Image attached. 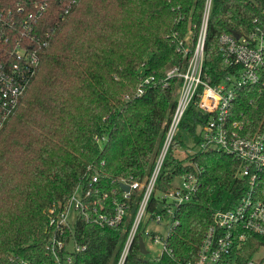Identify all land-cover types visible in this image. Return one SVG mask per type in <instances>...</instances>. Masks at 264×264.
<instances>
[{"label":"trees","instance_id":"16d2710c","mask_svg":"<svg viewBox=\"0 0 264 264\" xmlns=\"http://www.w3.org/2000/svg\"><path fill=\"white\" fill-rule=\"evenodd\" d=\"M204 2L80 0L62 20L63 2L52 1L46 25L55 30L52 41L17 113L0 135V264H12L13 255L31 264H56L46 250L53 205L63 209L77 185L92 175L108 190L122 191L120 180L142 181L152 172L180 85L178 77L166 80V72L186 66L190 54L183 56L179 41L190 31L191 21L200 23ZM263 7L264 0H214L204 60V78L211 84H219L239 67L222 65L220 33L251 31L256 18L264 20ZM197 32L195 28L191 33L193 43ZM148 76L153 79L138 95ZM232 112L233 118H250L244 134L258 132L264 124L261 87H240ZM202 121L192 105L150 200L152 216L159 211L158 195L172 187L176 175L197 179L194 198L178 209L173 221L171 251L146 257L138 234L125 264H177L194 258L213 211L225 202L234 203L247 190L248 179L239 175L240 160L232 155L214 151L183 160L173 156L175 148L196 139ZM141 197L142 191L132 192L130 212L119 226L100 227L78 219L76 241L87 247L76 264L117 263ZM247 240L241 263L263 241L256 234Z\"/></svg>","mask_w":264,"mask_h":264},{"label":"built area","instance_id":"2783aa9c","mask_svg":"<svg viewBox=\"0 0 264 264\" xmlns=\"http://www.w3.org/2000/svg\"><path fill=\"white\" fill-rule=\"evenodd\" d=\"M52 1L0 0V135L17 113L39 72L44 51L52 41L55 30L46 26ZM61 1L64 7L60 17L64 20L80 0ZM213 6L214 0H205L200 23L191 21L190 31L184 40L179 41L178 48L183 56L190 54L186 66L176 65L166 72V80L178 77L180 85L176 106L152 172L142 181L133 178L120 180L119 183L129 185V191L123 188L122 191L108 190L100 183L98 175H92L87 182L77 185L63 209L56 205L49 209L51 232L46 250L56 264H76L77 255L86 249L87 245L80 244L75 237V224L79 218L100 227L119 226L129 214L132 192L137 190L142 191V197L116 264H125L138 234L142 238L146 235L151 242H160L161 254L171 251L168 237L174 228L173 221L178 209L194 198L197 179L192 175H176L172 187L158 195L159 211L151 216L148 209L165 159L192 105L198 107L203 121L196 128V139L189 138L187 145L175 148L173 156L183 160L199 152L214 151L232 155L240 160L239 175L248 179V188L234 203L225 202L213 211V220L195 257L179 259L177 264H264V124L258 132L244 134V130L250 127V118L232 117V104L240 87L258 84L264 92V20L256 18L254 28L239 33V37L235 33H220L222 65L239 67L214 85L204 78L205 46ZM262 16L264 18V7ZM195 28L198 32L193 43L191 33ZM151 79L152 76L144 78L138 95L145 93V85ZM175 179L182 181L176 184ZM164 221L168 223V231L160 240L159 234L148 225ZM250 234L260 236L263 241L252 256L241 263L242 249ZM145 247L148 250L146 244ZM11 263L31 264L20 255H13Z\"/></svg>","mask_w":264,"mask_h":264},{"label":"rangeland","instance_id":"374dc122","mask_svg":"<svg viewBox=\"0 0 264 264\" xmlns=\"http://www.w3.org/2000/svg\"><path fill=\"white\" fill-rule=\"evenodd\" d=\"M180 157H183V154ZM181 181H182L181 179H175L176 184H180ZM148 227L156 231L159 234L160 240H162V238H165L167 235V231H168L167 221L161 222V224H156L153 222V223H150ZM143 238H144L143 241L147 245L148 251H149V253L146 254V257L148 258L158 257L162 252V244L160 242L158 243L151 242L150 239H148L146 235H144Z\"/></svg>","mask_w":264,"mask_h":264},{"label":"water","instance_id":"95a60500","mask_svg":"<svg viewBox=\"0 0 264 264\" xmlns=\"http://www.w3.org/2000/svg\"><path fill=\"white\" fill-rule=\"evenodd\" d=\"M235 35H236L237 37L240 36L239 33H235ZM120 186H121L125 191H129V188H130L129 185H127V184L121 182V183H120ZM140 246H141V254H143V255L148 254V250H147V248L145 247V243H144L142 237L140 238Z\"/></svg>","mask_w":264,"mask_h":264}]
</instances>
